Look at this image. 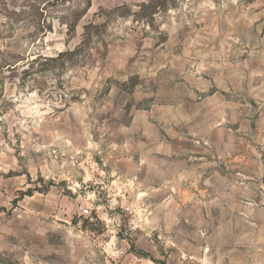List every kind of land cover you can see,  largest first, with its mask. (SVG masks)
<instances>
[{
    "label": "rangeland",
    "instance_id": "rangeland-1",
    "mask_svg": "<svg viewBox=\"0 0 264 264\" xmlns=\"http://www.w3.org/2000/svg\"><path fill=\"white\" fill-rule=\"evenodd\" d=\"M149 1L0 0V264H184L264 157V0Z\"/></svg>",
    "mask_w": 264,
    "mask_h": 264
},
{
    "label": "crops",
    "instance_id": "crops-1",
    "mask_svg": "<svg viewBox=\"0 0 264 264\" xmlns=\"http://www.w3.org/2000/svg\"><path fill=\"white\" fill-rule=\"evenodd\" d=\"M258 161L242 168L243 178L228 177L211 200H201V212L185 219L196 238L194 252L180 251L184 264H264V157Z\"/></svg>",
    "mask_w": 264,
    "mask_h": 264
},
{
    "label": "trees",
    "instance_id": "trees-1",
    "mask_svg": "<svg viewBox=\"0 0 264 264\" xmlns=\"http://www.w3.org/2000/svg\"><path fill=\"white\" fill-rule=\"evenodd\" d=\"M169 2V0H150L149 1V3L148 4H142V7H151L154 11H153V13L154 12H156L157 10H160V9H166V7H167V3ZM70 26V25H69ZM46 27V26H45ZM48 28H50V27H48ZM37 31H36V33H35V35H37V34H39V30L40 29H36ZM82 38H83V40L81 41V43L78 45V46H76L75 48H74V50H67V51H63V52H60L59 54H58V57L59 56H61V55H66V54H68V55H72V54H76V53H80V52H82V51H84L85 50V48H86V43L88 42V39H89V37H88V35H87V33L86 32H84L83 33V35H82ZM37 58V57H36ZM33 60H35V59H33ZM33 60L29 63V66H31L32 65V63H33ZM47 60H50V61H53V60H55V59H53V58H51V59H48L47 58ZM29 62V61H28ZM12 65V64H11ZM10 66V65H9ZM32 67V66H31ZM32 69H33V67H32ZM28 71L29 70H23V73H28ZM31 72V71H30ZM134 248V247H133ZM136 254H138V255H142V256H148L147 255V253H144V252H142V251H136ZM154 262H156L157 264H166L165 263V261L164 260H157V261H154Z\"/></svg>",
    "mask_w": 264,
    "mask_h": 264
}]
</instances>
